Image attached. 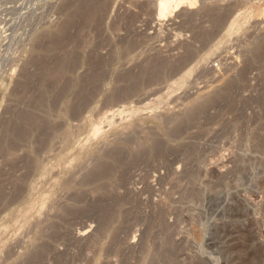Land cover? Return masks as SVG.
<instances>
[{
    "label": "rangeland",
    "instance_id": "rangeland-1",
    "mask_svg": "<svg viewBox=\"0 0 264 264\" xmlns=\"http://www.w3.org/2000/svg\"><path fill=\"white\" fill-rule=\"evenodd\" d=\"M190 1L0 0V264H264V0Z\"/></svg>",
    "mask_w": 264,
    "mask_h": 264
},
{
    "label": "built area",
    "instance_id": "built-area-1",
    "mask_svg": "<svg viewBox=\"0 0 264 264\" xmlns=\"http://www.w3.org/2000/svg\"><path fill=\"white\" fill-rule=\"evenodd\" d=\"M20 33H16L11 26L0 24V63L8 65L21 60ZM212 67L219 71L220 60L212 63Z\"/></svg>",
    "mask_w": 264,
    "mask_h": 264
},
{
    "label": "bare ground",
    "instance_id": "bare-ground-1",
    "mask_svg": "<svg viewBox=\"0 0 264 264\" xmlns=\"http://www.w3.org/2000/svg\"><path fill=\"white\" fill-rule=\"evenodd\" d=\"M190 0H158L157 2V13H156V20L162 21L165 19L168 14H170L172 11H177L178 9L182 7H190L191 6ZM158 23V22H157ZM160 23V22H159ZM199 102V101H198ZM107 113V112H106ZM112 114V113H111ZM108 118L110 115H107ZM104 117V116H103ZM15 134V133H14ZM16 137V136H15ZM140 145V144H139ZM144 150V149H143ZM56 169V167H55ZM45 170V169H44ZM104 221H102L103 223ZM106 224V223H105ZM102 229V228H101ZM85 233H80V235L83 236ZM78 235V234H77Z\"/></svg>",
    "mask_w": 264,
    "mask_h": 264
}]
</instances>
